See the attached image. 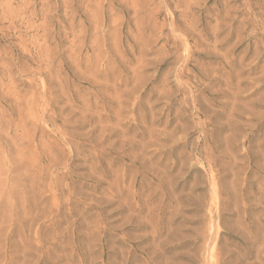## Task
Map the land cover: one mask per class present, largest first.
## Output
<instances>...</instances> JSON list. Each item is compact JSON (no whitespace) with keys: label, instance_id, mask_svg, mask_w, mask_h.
<instances>
[{"label":"rangeland","instance_id":"1","mask_svg":"<svg viewBox=\"0 0 264 264\" xmlns=\"http://www.w3.org/2000/svg\"><path fill=\"white\" fill-rule=\"evenodd\" d=\"M22 1L0 264H264V0Z\"/></svg>","mask_w":264,"mask_h":264},{"label":"bare ground","instance_id":"2","mask_svg":"<svg viewBox=\"0 0 264 264\" xmlns=\"http://www.w3.org/2000/svg\"><path fill=\"white\" fill-rule=\"evenodd\" d=\"M13 2V1H12ZM22 3H25V0L22 1ZM13 9V8H12Z\"/></svg>","mask_w":264,"mask_h":264}]
</instances>
